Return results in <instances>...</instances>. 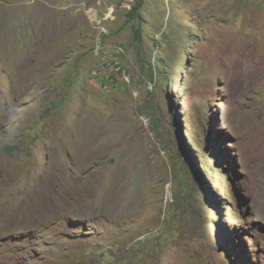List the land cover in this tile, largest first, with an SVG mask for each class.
<instances>
[{
  "label": "rangeland",
  "instance_id": "374dc122",
  "mask_svg": "<svg viewBox=\"0 0 264 264\" xmlns=\"http://www.w3.org/2000/svg\"><path fill=\"white\" fill-rule=\"evenodd\" d=\"M137 1L0 0V264H264V0Z\"/></svg>",
  "mask_w": 264,
  "mask_h": 264
},
{
  "label": "trees",
  "instance_id": "16d2710c",
  "mask_svg": "<svg viewBox=\"0 0 264 264\" xmlns=\"http://www.w3.org/2000/svg\"><path fill=\"white\" fill-rule=\"evenodd\" d=\"M143 6H144V0H138L137 3L135 4L133 10L130 12V15H131L132 19H135V18L138 19V18L141 17V10L143 9ZM135 34H136L135 35L136 36L135 39L140 40L141 39V35H142L141 30L138 29Z\"/></svg>",
  "mask_w": 264,
  "mask_h": 264
}]
</instances>
